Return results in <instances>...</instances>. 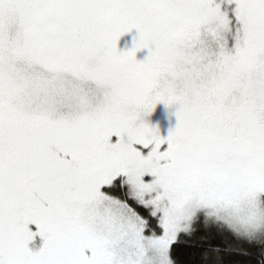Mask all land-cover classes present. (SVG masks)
Instances as JSON below:
<instances>
[{
    "label": "snow or ice",
    "instance_id": "6c2138e0",
    "mask_svg": "<svg viewBox=\"0 0 264 264\" xmlns=\"http://www.w3.org/2000/svg\"><path fill=\"white\" fill-rule=\"evenodd\" d=\"M182 240L264 264V0H0V264H180Z\"/></svg>",
    "mask_w": 264,
    "mask_h": 264
},
{
    "label": "rangeland",
    "instance_id": "374dc122",
    "mask_svg": "<svg viewBox=\"0 0 264 264\" xmlns=\"http://www.w3.org/2000/svg\"><path fill=\"white\" fill-rule=\"evenodd\" d=\"M137 35V30L125 34L119 40L118 47L122 51L131 49L134 47L135 37ZM147 55H149V51L148 49H144L137 53V58L143 60ZM175 112V107L169 108L165 104H159L155 111L150 116L146 117V119L153 126H158L161 134L169 135L171 129H173L178 123V118L175 115Z\"/></svg>",
    "mask_w": 264,
    "mask_h": 264
},
{
    "label": "trees",
    "instance_id": "16d2710c",
    "mask_svg": "<svg viewBox=\"0 0 264 264\" xmlns=\"http://www.w3.org/2000/svg\"><path fill=\"white\" fill-rule=\"evenodd\" d=\"M162 136H167L161 134ZM174 253L176 258L180 261V264H201V258L193 247L190 246V242L181 241L174 247ZM226 264H255V259L230 257L226 261Z\"/></svg>",
    "mask_w": 264,
    "mask_h": 264
}]
</instances>
